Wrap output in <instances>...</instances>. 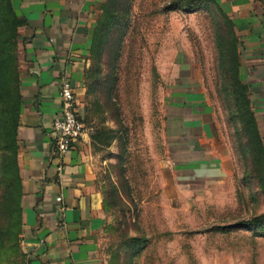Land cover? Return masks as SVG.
Here are the masks:
<instances>
[{
  "label": "rangeland",
  "instance_id": "rangeland-1",
  "mask_svg": "<svg viewBox=\"0 0 264 264\" xmlns=\"http://www.w3.org/2000/svg\"><path fill=\"white\" fill-rule=\"evenodd\" d=\"M174 1L115 0L113 23L88 55L77 114L102 194L98 256L102 264H264V163L244 129L237 4ZM252 2L264 12V0ZM5 13L0 0V48L10 35ZM9 38L20 78L18 30ZM181 105H197L201 119L186 120ZM3 213L0 205V264H28L22 231H6ZM252 220L258 225L235 227Z\"/></svg>",
  "mask_w": 264,
  "mask_h": 264
},
{
  "label": "crops",
  "instance_id": "crops-1",
  "mask_svg": "<svg viewBox=\"0 0 264 264\" xmlns=\"http://www.w3.org/2000/svg\"><path fill=\"white\" fill-rule=\"evenodd\" d=\"M103 1L12 0L14 12L24 20L18 28L17 162L22 181L21 244L28 264H102L96 240L104 224L102 194L83 137L57 157L52 152L51 122L60 108L64 79L74 88L77 112H84V71ZM231 1L237 4L230 11L241 44L242 77L264 143V12L252 0ZM176 92L186 93L187 99L190 94ZM180 112L186 120L201 119L197 105H181Z\"/></svg>",
  "mask_w": 264,
  "mask_h": 264
},
{
  "label": "trees",
  "instance_id": "trees-1",
  "mask_svg": "<svg viewBox=\"0 0 264 264\" xmlns=\"http://www.w3.org/2000/svg\"><path fill=\"white\" fill-rule=\"evenodd\" d=\"M115 0H104L100 4L99 17L97 19L92 43L89 52L91 53L99 40L103 30L113 23L112 7ZM257 1V0H254ZM6 8V25L10 32L9 37H13L15 31L23 25L24 20L19 18L14 12L12 0H4ZM204 0H175L173 6H191L203 3ZM113 5V6H112ZM7 38L6 43L0 48V157H1V182L3 184L0 190V205L3 208L4 216L9 220L10 226L6 231H11L15 235L22 231V181L17 162V127L19 122V113L21 105L20 78L16 64V56L12 51L11 38ZM235 42L238 37L234 34ZM242 90V98L247 108L243 111L245 117L244 129L249 136L250 142L255 146L259 156L264 163V143L259 133L254 114L248 107L250 104L247 86L237 80ZM2 100V101H1ZM0 182V183H1ZM251 224L258 225L257 220L251 222L242 221L235 227L249 229Z\"/></svg>",
  "mask_w": 264,
  "mask_h": 264
},
{
  "label": "built area",
  "instance_id": "built-area-1",
  "mask_svg": "<svg viewBox=\"0 0 264 264\" xmlns=\"http://www.w3.org/2000/svg\"><path fill=\"white\" fill-rule=\"evenodd\" d=\"M60 108L54 115L51 126L55 132L52 152L57 157L64 156L79 140L83 133V124L77 115L76 94L71 82L64 79L59 89ZM61 200V196L57 197Z\"/></svg>",
  "mask_w": 264,
  "mask_h": 264
}]
</instances>
